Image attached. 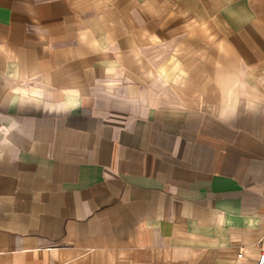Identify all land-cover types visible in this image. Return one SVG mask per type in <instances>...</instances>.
Listing matches in <instances>:
<instances>
[{
  "label": "crops",
  "instance_id": "obj_1",
  "mask_svg": "<svg viewBox=\"0 0 264 264\" xmlns=\"http://www.w3.org/2000/svg\"><path fill=\"white\" fill-rule=\"evenodd\" d=\"M263 237L264 0H0V264H259Z\"/></svg>",
  "mask_w": 264,
  "mask_h": 264
},
{
  "label": "built area",
  "instance_id": "obj_2",
  "mask_svg": "<svg viewBox=\"0 0 264 264\" xmlns=\"http://www.w3.org/2000/svg\"><path fill=\"white\" fill-rule=\"evenodd\" d=\"M258 251H259V258H258V263L259 264H264V237L261 239V241L257 245ZM239 258L243 257L242 252L239 253Z\"/></svg>",
  "mask_w": 264,
  "mask_h": 264
}]
</instances>
